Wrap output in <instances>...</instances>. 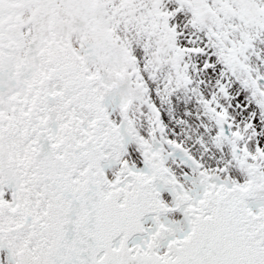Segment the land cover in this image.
I'll use <instances>...</instances> for the list:
<instances>
[{
  "label": "snow or ice",
  "instance_id": "6c2138e0",
  "mask_svg": "<svg viewBox=\"0 0 264 264\" xmlns=\"http://www.w3.org/2000/svg\"><path fill=\"white\" fill-rule=\"evenodd\" d=\"M0 264H264V0H0Z\"/></svg>",
  "mask_w": 264,
  "mask_h": 264
}]
</instances>
